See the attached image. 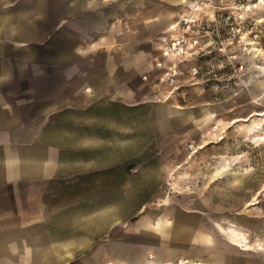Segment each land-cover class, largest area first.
Returning <instances> with one entry per match:
<instances>
[{"label": "rangeland", "instance_id": "374dc122", "mask_svg": "<svg viewBox=\"0 0 264 264\" xmlns=\"http://www.w3.org/2000/svg\"><path fill=\"white\" fill-rule=\"evenodd\" d=\"M260 1L62 0V45L76 46L77 74L72 101L41 135L61 163L44 196L50 239L140 243L131 257L142 264L171 253L175 264H264ZM187 18L199 48L158 68L161 43Z\"/></svg>", "mask_w": 264, "mask_h": 264}, {"label": "crops", "instance_id": "0c3cea01", "mask_svg": "<svg viewBox=\"0 0 264 264\" xmlns=\"http://www.w3.org/2000/svg\"><path fill=\"white\" fill-rule=\"evenodd\" d=\"M62 19V0H0V264H142L131 257L142 253L140 243L48 235L44 196L61 163L41 135L63 101H72L77 74L76 46L62 45ZM153 224L160 231L164 222ZM177 224L175 234L185 236L184 222ZM139 226L152 228L146 219ZM227 231L238 237L233 224ZM172 255L148 264H175ZM179 264L202 263L187 256Z\"/></svg>", "mask_w": 264, "mask_h": 264}, {"label": "built area", "instance_id": "2783aa9c", "mask_svg": "<svg viewBox=\"0 0 264 264\" xmlns=\"http://www.w3.org/2000/svg\"><path fill=\"white\" fill-rule=\"evenodd\" d=\"M224 20L229 21L230 17L227 16ZM178 26V34L172 35L170 39L161 43L159 59L156 62L158 68L164 67L163 60L165 59L190 56L199 48V38L195 32V21L189 18L182 19L179 21ZM193 74H196V72L194 71ZM177 75L176 64L167 66L165 72L166 83L174 85Z\"/></svg>", "mask_w": 264, "mask_h": 264}, {"label": "bare ground", "instance_id": "6f19581e", "mask_svg": "<svg viewBox=\"0 0 264 264\" xmlns=\"http://www.w3.org/2000/svg\"><path fill=\"white\" fill-rule=\"evenodd\" d=\"M262 3H263V0H261V1L259 2L258 7H261ZM253 52L255 53V49H253ZM257 68H261V67L258 66ZM261 69H262V68H261ZM258 116L264 117V111L258 113Z\"/></svg>", "mask_w": 264, "mask_h": 264}]
</instances>
